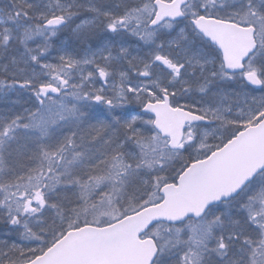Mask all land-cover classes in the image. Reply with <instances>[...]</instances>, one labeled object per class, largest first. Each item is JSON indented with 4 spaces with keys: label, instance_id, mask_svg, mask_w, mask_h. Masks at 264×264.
I'll list each match as a JSON object with an SVG mask.
<instances>
[{
    "label": "snow or ice",
    "instance_id": "obj_1",
    "mask_svg": "<svg viewBox=\"0 0 264 264\" xmlns=\"http://www.w3.org/2000/svg\"><path fill=\"white\" fill-rule=\"evenodd\" d=\"M0 235V264H264V0H0Z\"/></svg>",
    "mask_w": 264,
    "mask_h": 264
},
{
    "label": "trees",
    "instance_id": "obj_2",
    "mask_svg": "<svg viewBox=\"0 0 264 264\" xmlns=\"http://www.w3.org/2000/svg\"><path fill=\"white\" fill-rule=\"evenodd\" d=\"M0 238H3L2 235H0Z\"/></svg>",
    "mask_w": 264,
    "mask_h": 264
},
{
    "label": "rangeland",
    "instance_id": "obj_3",
    "mask_svg": "<svg viewBox=\"0 0 264 264\" xmlns=\"http://www.w3.org/2000/svg\"><path fill=\"white\" fill-rule=\"evenodd\" d=\"M99 86V85H98Z\"/></svg>",
    "mask_w": 264,
    "mask_h": 264
}]
</instances>
